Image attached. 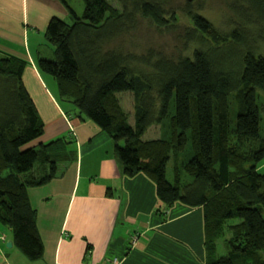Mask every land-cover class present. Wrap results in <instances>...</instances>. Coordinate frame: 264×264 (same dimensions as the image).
Returning <instances> with one entry per match:
<instances>
[{
	"label": "trees",
	"instance_id": "trees-1",
	"mask_svg": "<svg viewBox=\"0 0 264 264\" xmlns=\"http://www.w3.org/2000/svg\"><path fill=\"white\" fill-rule=\"evenodd\" d=\"M60 1L69 21L49 20L44 37L53 57L36 60L60 99L110 137L124 175L154 183L158 213L177 202L202 208L205 264H264V0H231L226 30L191 0L181 14L168 0H83L80 16ZM137 17L165 32L181 29L176 55L117 43ZM26 64L0 56V224L36 260L43 242L28 188L47 183L57 159L76 152L65 137L20 147L43 124L23 82ZM119 92L131 95L133 125ZM152 124L160 137L143 140ZM225 231L226 254L217 256Z\"/></svg>",
	"mask_w": 264,
	"mask_h": 264
},
{
	"label": "crops",
	"instance_id": "crops-1",
	"mask_svg": "<svg viewBox=\"0 0 264 264\" xmlns=\"http://www.w3.org/2000/svg\"><path fill=\"white\" fill-rule=\"evenodd\" d=\"M57 16L69 20L60 0H0V54L27 62L23 82L43 122L20 147L67 136L76 152L57 159L56 176L47 183L28 188L42 257L27 259L14 247L11 229L0 224V264H107L113 256L120 264H205L202 208L177 202L158 213L154 183L141 173L124 175L110 137L77 117L52 77L37 68L47 24Z\"/></svg>",
	"mask_w": 264,
	"mask_h": 264
},
{
	"label": "rangeland",
	"instance_id": "rangeland-1",
	"mask_svg": "<svg viewBox=\"0 0 264 264\" xmlns=\"http://www.w3.org/2000/svg\"><path fill=\"white\" fill-rule=\"evenodd\" d=\"M69 3L70 7L74 9L78 16H80L84 10V2L83 0H66ZM112 4L119 6L118 0H108ZM167 7L173 8L175 12L179 11L181 14V9L184 7L187 0H168ZM193 7H201L202 13L213 22L218 28L222 30H226L229 27V19L233 16V10L231 8V0H191ZM58 17V16H57ZM66 18L63 17V19ZM61 19V17H60ZM65 21H69L68 18L64 19ZM253 22V21H251ZM185 25L184 20H180L179 24ZM134 28L131 30L125 31L123 36L117 40V43H121L127 50H131L137 53L145 52L148 48L153 50L162 51L164 54L169 56L176 55V51L181 47L180 36L178 37V33L181 31L178 30L177 33L165 32L162 30H158L154 26L150 25L148 21L144 18L137 17L134 20ZM0 56H8L6 54H0ZM38 56L43 58H52V48L50 43L46 41L44 45L39 47ZM121 106L128 113V121L131 125L134 124L133 119V108H132V100L129 92H119L117 94ZM77 115L81 114L78 109L75 110ZM82 115V114H81ZM83 118L85 116L82 115ZM104 137H108L106 133H103ZM160 137L159 126L157 124L150 125L145 132L142 134L141 138L143 140H152ZM68 139L67 136H65ZM103 138V137H102ZM102 138H99L100 140ZM123 144V141H120V145ZM264 172V168L261 169ZM167 179L172 182V173H171V163L167 164ZM238 219H232L229 223H237ZM230 234L225 231L224 235L218 239L216 255L223 256L226 254L225 243L229 239Z\"/></svg>",
	"mask_w": 264,
	"mask_h": 264
},
{
	"label": "built area",
	"instance_id": "built-area-1",
	"mask_svg": "<svg viewBox=\"0 0 264 264\" xmlns=\"http://www.w3.org/2000/svg\"><path fill=\"white\" fill-rule=\"evenodd\" d=\"M140 235L141 234L138 233V232L137 233H134L131 236L130 243L131 244H135L139 240ZM107 264H120V260L117 257L113 256V257L109 258V260L107 261Z\"/></svg>",
	"mask_w": 264,
	"mask_h": 264
},
{
	"label": "water",
	"instance_id": "water-1",
	"mask_svg": "<svg viewBox=\"0 0 264 264\" xmlns=\"http://www.w3.org/2000/svg\"><path fill=\"white\" fill-rule=\"evenodd\" d=\"M190 1V0H189ZM6 246L7 247H11L12 246V241L11 240H8L7 242H6Z\"/></svg>",
	"mask_w": 264,
	"mask_h": 264
}]
</instances>
